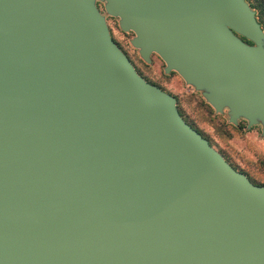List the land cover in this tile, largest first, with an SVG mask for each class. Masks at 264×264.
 <instances>
[{
    "label": "water",
    "instance_id": "water-1",
    "mask_svg": "<svg viewBox=\"0 0 264 264\" xmlns=\"http://www.w3.org/2000/svg\"><path fill=\"white\" fill-rule=\"evenodd\" d=\"M107 16L264 136L247 0H0V264H264V185L136 70Z\"/></svg>",
    "mask_w": 264,
    "mask_h": 264
},
{
    "label": "rangeland",
    "instance_id": "rangeland-1",
    "mask_svg": "<svg viewBox=\"0 0 264 264\" xmlns=\"http://www.w3.org/2000/svg\"><path fill=\"white\" fill-rule=\"evenodd\" d=\"M100 6L102 8V4ZM107 17L112 37L136 70L148 82L173 95L184 120L191 122L237 170L245 172L255 183L264 184V136L260 134V126L246 129L243 120L239 122L245 125L242 129L236 128L239 124H230L226 112L216 114L201 94L185 84L175 71L165 74V64L158 55L153 54L151 63H145L129 42L133 33L122 32L117 19Z\"/></svg>",
    "mask_w": 264,
    "mask_h": 264
},
{
    "label": "trees",
    "instance_id": "trees-1",
    "mask_svg": "<svg viewBox=\"0 0 264 264\" xmlns=\"http://www.w3.org/2000/svg\"><path fill=\"white\" fill-rule=\"evenodd\" d=\"M249 2V4L251 5V7L253 9H255L256 11V18H257V21L259 22V24L261 25L262 29L264 30V0H247ZM185 121L190 124L192 127H194L196 129V127L189 121H187L185 119ZM245 125H243V123H240L236 128H244ZM198 130V129H196ZM199 131V130H198ZM200 132V131H199ZM202 134V133H201ZM204 136V135H203ZM206 138V137H205ZM209 140V139H208ZM210 142V141H209ZM222 154V153H221ZM223 155V154H222ZM224 156V155H223ZM224 158L226 159V157L224 156ZM227 162L228 159H226ZM229 164H231L229 162ZM232 165V164H231ZM235 169H237L234 165H232ZM243 172V171H242ZM245 173V172H243ZM246 174V173H245ZM247 175V174H246ZM248 176V175H247ZM248 178L252 181V179L248 176ZM254 184H258V183H255L254 181H252ZM258 185H264V184H258Z\"/></svg>",
    "mask_w": 264,
    "mask_h": 264
},
{
    "label": "flooded vegetation",
    "instance_id": "flooded-vegetation-1",
    "mask_svg": "<svg viewBox=\"0 0 264 264\" xmlns=\"http://www.w3.org/2000/svg\"><path fill=\"white\" fill-rule=\"evenodd\" d=\"M98 7L100 8V9H102L101 8V6H100V4H98ZM107 18L108 17H106V21H107ZM108 24V23H107ZM108 28H109V31H110V34H111V27L108 25ZM112 36V35H111ZM113 38V40L118 44V41H116L115 39H114V37H112ZM248 42V41H247ZM248 43H250V42H248ZM120 46V45H119Z\"/></svg>",
    "mask_w": 264,
    "mask_h": 264
}]
</instances>
